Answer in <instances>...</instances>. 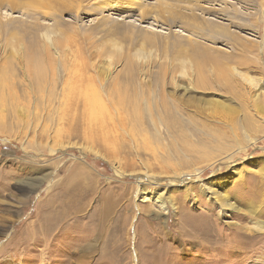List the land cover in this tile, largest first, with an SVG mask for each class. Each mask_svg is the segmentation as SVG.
<instances>
[{
    "label": "rangeland",
    "instance_id": "obj_1",
    "mask_svg": "<svg viewBox=\"0 0 264 264\" xmlns=\"http://www.w3.org/2000/svg\"><path fill=\"white\" fill-rule=\"evenodd\" d=\"M0 264H264V0H0Z\"/></svg>",
    "mask_w": 264,
    "mask_h": 264
},
{
    "label": "bare ground",
    "instance_id": "obj_2",
    "mask_svg": "<svg viewBox=\"0 0 264 264\" xmlns=\"http://www.w3.org/2000/svg\"><path fill=\"white\" fill-rule=\"evenodd\" d=\"M149 197H146V199H148Z\"/></svg>",
    "mask_w": 264,
    "mask_h": 264
}]
</instances>
